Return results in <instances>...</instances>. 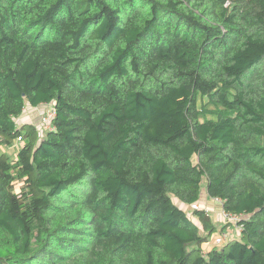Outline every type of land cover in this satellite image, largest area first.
Wrapping results in <instances>:
<instances>
[{"label": "trees", "instance_id": "trees-1", "mask_svg": "<svg viewBox=\"0 0 264 264\" xmlns=\"http://www.w3.org/2000/svg\"><path fill=\"white\" fill-rule=\"evenodd\" d=\"M0 264H264V0H0Z\"/></svg>", "mask_w": 264, "mask_h": 264}, {"label": "rangeland", "instance_id": "rangeland-1", "mask_svg": "<svg viewBox=\"0 0 264 264\" xmlns=\"http://www.w3.org/2000/svg\"><path fill=\"white\" fill-rule=\"evenodd\" d=\"M44 105H49V104H44ZM26 121L30 122V123H34L35 125H39V122H40L38 112H36L34 109H31L28 106L25 108L21 117H19L17 119V123L22 124ZM5 149H6L7 154L10 156H14V155H12V153H13V151L15 152L17 150V148H14V149L5 148ZM216 202L213 199L207 198L204 190L202 191V200H201L200 205H201V207L207 209L208 215L210 216V218L213 220V222L217 226V230L222 231V232H224L226 230V232L228 233V235L226 234L227 235V241L238 237L239 232H238V228L236 227V224H234V223L229 224L220 215H219L220 217H218V214L220 212V205L218 204V202L217 203ZM227 226H229L228 229H227ZM212 236H211L210 240L207 242V243H209V246L208 245H202L203 250L209 249L210 247L213 246Z\"/></svg>", "mask_w": 264, "mask_h": 264}, {"label": "built area", "instance_id": "built-area-1", "mask_svg": "<svg viewBox=\"0 0 264 264\" xmlns=\"http://www.w3.org/2000/svg\"><path fill=\"white\" fill-rule=\"evenodd\" d=\"M34 110L36 112H38V115H39V118H40V122H39L38 127L40 129H43L44 131H51L52 128H53L52 125H51V122H52V119L54 118V115H55L54 114V109H53V104L49 103V105H41V106L35 108ZM21 140H22L21 137H17V139L15 141V145L18 146V144L21 142ZM213 200L215 202L217 201L218 204L220 205V212L218 214V217L221 216L229 224L234 223V224H236V227H237L238 216L226 213L222 209V204H221V201L219 199H213ZM190 208H191V210L192 209L193 210H195V209H203L208 214L207 209L201 207V205L199 203H194V204L190 205ZM228 228H229V226H227V229ZM237 228H238V231H239V227H237ZM217 231L212 236V241H213V246H219L220 247V246H223L226 243L228 233L226 232V230L224 232L219 231V230H217ZM205 244L209 246V243H205Z\"/></svg>", "mask_w": 264, "mask_h": 264}, {"label": "crops", "instance_id": "crops-1", "mask_svg": "<svg viewBox=\"0 0 264 264\" xmlns=\"http://www.w3.org/2000/svg\"><path fill=\"white\" fill-rule=\"evenodd\" d=\"M28 107H30V106H28ZM31 109H33L32 107H30ZM27 122V121H26ZM26 122H24V123H26ZM29 123V122H28ZM18 146L17 145H14V146H12L11 147V149H14V148H17ZM8 149H10V148H8ZM3 150L6 152V149L5 148H3ZM16 152V151H15ZM15 152L13 151V153H12V155H15ZM7 153V152H6ZM201 200H202V196H201V199H200V203H201ZM203 245H206V244H203Z\"/></svg>", "mask_w": 264, "mask_h": 264}]
</instances>
